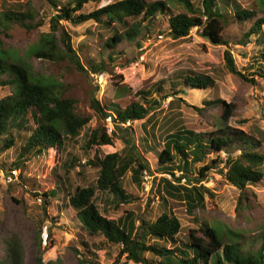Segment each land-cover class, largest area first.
Listing matches in <instances>:
<instances>
[{
    "label": "trees",
    "instance_id": "16d2710c",
    "mask_svg": "<svg viewBox=\"0 0 264 264\" xmlns=\"http://www.w3.org/2000/svg\"><path fill=\"white\" fill-rule=\"evenodd\" d=\"M98 1L46 0L55 12L49 20L50 32L42 35L29 49L27 58L35 56L54 63L67 61L77 74L89 77V74L106 72L107 64L126 67L129 59L123 49L117 50L123 43L140 49L143 40L154 34L181 42L191 29L197 28L201 37L211 45L221 46L227 45L222 31L230 21L237 24L252 22L243 34L244 40L236 41L237 45H243L245 40L253 37V43L259 47L249 58L248 65L242 72L238 71L230 52L225 51L223 67L213 72L229 73L253 86L264 79V17L255 19V11L241 8L233 0H201L199 7L191 0H117L81 13L89 2ZM173 7L183 11L176 13ZM2 8L0 90L9 89L10 94L0 99V155L16 146V157L8 165L1 164L9 171L18 169L21 174L26 163L36 157L57 155L60 158L65 155V160L58 164V178H47L35 193L21 190L23 195L42 199L43 211L53 207L49 201L60 202L74 212L89 238L102 237L103 243L119 249L118 259L125 257L133 264H264V233L259 238L258 247H255V241H249V248L244 249L246 242L243 243L240 234L222 233L221 229L210 227L206 221L193 218L192 222L198 223L197 229L188 230L185 240L179 241L180 223L166 210L168 200L180 201L189 214L197 208L204 209V196L213 198L214 194L201 182L206 173L220 165L223 168L219 173L238 191L239 205L246 190L259 186L264 177V152L260 150V143L242 130L227 125L230 104L218 98L203 101V109L219 107L221 114L213 126H201L199 131L183 128L178 112L168 115L183 103L180 98L174 99L175 96L184 95L185 89H214L213 77L187 71L180 83L172 84L171 91L163 90L160 81L153 90H140L130 96H126L129 89L121 86L116 90V98L108 104L90 100L98 121L88 132H83L90 120L77 110L75 99L64 96L63 86L51 79L37 77L19 57L10 56L3 50V38H8L13 28L31 31L40 26V22L33 24L35 14L22 5L4 4ZM61 21L72 26L92 22L97 31L87 30L76 49L71 42L73 35L59 26ZM94 34L103 40L101 50L106 52L98 63L79 55L86 43L96 38ZM180 86L183 88L177 89ZM153 94L159 98H154ZM168 98H172L166 108L169 113L157 121L156 117L162 113L160 103ZM193 109L200 114L203 111L202 108ZM107 119L111 120L113 128L110 134L105 128ZM137 121H144L143 128L149 126L150 140L145 137L135 140L130 124ZM157 128L166 132L161 145L154 136ZM118 133L121 136H117ZM117 137L123 144L120 152L104 156L96 152L84 164H80L72 152L67 153V147L74 148V145H79L82 153L93 147L111 146ZM158 147L161 148L159 151ZM146 153L155 156L156 165L152 171L144 159ZM220 154L226 158L223 160ZM234 154L237 156L233 157ZM75 169H78L77 176H83L88 169L92 172L91 181L86 186H73L71 174ZM128 172L137 184H140L143 172L173 178L176 173L180 174L174 183L164 177L158 180L157 198L163 209L155 219L147 217L138 195L125 188L124 177ZM50 180L54 181L53 189L46 187ZM96 193L111 196L117 211H124L123 216L117 221L102 216L94 203ZM128 206H132L135 212L126 211L124 207ZM93 247L101 249V245ZM6 253L9 264H19L20 251L16 240L10 238L6 242ZM35 264H43L40 255Z\"/></svg>",
    "mask_w": 264,
    "mask_h": 264
},
{
    "label": "rangeland",
    "instance_id": "374dc122",
    "mask_svg": "<svg viewBox=\"0 0 264 264\" xmlns=\"http://www.w3.org/2000/svg\"><path fill=\"white\" fill-rule=\"evenodd\" d=\"M117 0H99L97 3L89 2L81 10V13H88L100 7L113 3ZM151 2L155 0H144ZM196 7L200 6L201 0H191ZM241 8L255 11V19L264 17V0H233ZM4 4L22 5L25 10L35 14L33 24L40 22V26L34 30L26 31L15 27L9 32L8 38H3V50L10 55H16L32 69V73L43 79H51L65 89L64 96L72 97L77 101V110L89 118V123L83 130L88 132L98 121L95 111L90 106V100H97L100 104H108L116 98V90L124 86L129 89L126 96H130L140 90H153L160 81L165 91L172 90V84L179 82L180 78L187 71L203 73L215 79V88L207 90L185 89L184 95L174 97L180 98L183 103L179 104L172 113L180 114L181 126L183 128L199 131L201 126H213L218 122L221 114L219 107L204 108L203 101H211L218 98L226 104H230V116L227 125L231 128L242 130L246 135L260 143L264 152V79L257 81L253 86L242 81L239 77L225 73L223 75L214 73L213 70L221 69L224 65L223 53L229 51L236 69L241 71L248 60L258 50L253 43V37L245 40L243 45H237L236 41L244 40L243 34L248 30L252 22L241 24L231 21L224 26L222 31L223 39L227 45L214 46L200 35V29L190 30L188 37L181 42H174L169 37L154 34L148 36L142 42V47L136 48L123 43L117 50L123 49L129 64L120 68L114 65H106V72L101 74H89L84 77L77 74L67 61L54 63L44 61L35 56L27 58L29 49L34 46L44 34H49V20L55 15L53 8L46 0H0V12ZM176 13L182 12L178 7H173ZM24 10V11H25ZM254 20V19H253ZM59 26L69 31L73 36L71 42L77 46L85 38L86 31L96 33L95 25L87 22L81 25L72 26L64 21ZM94 37L96 35L94 34ZM59 42V41H58ZM103 40L94 38L86 43V47L79 53L98 63L106 56L102 52ZM180 83V82H179ZM183 88L182 86L177 89ZM9 89L0 90V99L9 95ZM153 97L159 98L157 94ZM172 98L161 101L159 109L160 121L163 116L169 113L168 102ZM193 108L203 109L197 113ZM144 121H137L131 125L135 140L139 137H148L149 126L143 128ZM125 126H128L125 125ZM105 128L110 134L113 131L112 125L105 122ZM124 128V126H122ZM147 135V136H146ZM166 132L157 128L154 132L156 141L161 145ZM121 136V134H117ZM123 148L121 139L117 137L111 146L93 147L87 153H82L79 145L67 147V153L72 152L84 164L98 152L99 156L120 152ZM161 148L158 147L157 151ZM223 160L224 154L219 155ZM237 155L234 154L233 157ZM16 157V146L0 155V162L6 165L12 163ZM214 158V156L212 157ZM150 170H154L156 159L153 153L144 154ZM65 160V155L58 158L39 156L26 163L19 173L18 179L6 185L0 178V264H9L6 253V242L12 238L16 240L20 251L19 264H35L38 255L41 256L43 264H133L126 261L125 257L118 259V248L103 243V238L96 236L89 238L81 229L74 212L64 208L60 202L51 200L46 211L42 210V199H32L23 195L21 190H29L31 193L38 192L37 187L47 178H58V164ZM212 169L205 174L201 185L210 190L214 197L204 196V209L197 208L189 214L185 206L177 200H168L166 210L174 215L181 227L177 237L179 241L185 240L188 230H196L198 223H193V218L204 220L210 227L221 229L222 233L232 231L240 234L244 249L249 248V241H255V247L259 246V238L264 233V177L257 187L246 190L245 198L238 203V191L226 183L219 170ZM18 170V169H17ZM264 176V167L262 169ZM20 171V170H19ZM78 169L72 171L71 179L73 186H86L90 181L92 172L88 169L83 176H77ZM225 170L223 169V172ZM142 176H144L142 174ZM180 176L167 179L166 175L146 173L140 184H137L128 172L124 177L125 188L137 194L140 198L139 204L145 210L147 217L151 220L161 214V200L158 199L157 191L160 188L158 180L161 177L174 183V179ZM194 178H197L194 176ZM54 181H48L47 189H53ZM94 203L99 213L107 219L117 221L123 216L124 211H117L111 196L105 193H96ZM126 211L135 212L132 206L124 207ZM163 209V208H162ZM240 240V242H242ZM225 241V237H223ZM256 241L258 243L256 244ZM85 244V245H84ZM100 246L101 249H94L93 246ZM93 254V255H91ZM118 259V260H117ZM84 260L90 263H85ZM158 261V260H157Z\"/></svg>",
    "mask_w": 264,
    "mask_h": 264
},
{
    "label": "built area",
    "instance_id": "2783aa9c",
    "mask_svg": "<svg viewBox=\"0 0 264 264\" xmlns=\"http://www.w3.org/2000/svg\"><path fill=\"white\" fill-rule=\"evenodd\" d=\"M106 121H108V123L111 124V120L110 119H107ZM19 170L17 169H12V170H7L5 169L2 164L0 163V178L1 180L6 184V185H9L11 183H14L17 179H18V176H19ZM143 175L145 176L146 173L143 172ZM143 176V177H144ZM167 179H169L171 176L169 175H166Z\"/></svg>",
    "mask_w": 264,
    "mask_h": 264
},
{
    "label": "clouds",
    "instance_id": "9594fccd",
    "mask_svg": "<svg viewBox=\"0 0 264 264\" xmlns=\"http://www.w3.org/2000/svg\"><path fill=\"white\" fill-rule=\"evenodd\" d=\"M1 163V162H0ZM20 172V171H19Z\"/></svg>",
    "mask_w": 264,
    "mask_h": 264
}]
</instances>
